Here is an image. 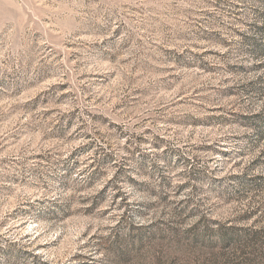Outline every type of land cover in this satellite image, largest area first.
Listing matches in <instances>:
<instances>
[{
    "label": "rangeland",
    "instance_id": "1",
    "mask_svg": "<svg viewBox=\"0 0 264 264\" xmlns=\"http://www.w3.org/2000/svg\"><path fill=\"white\" fill-rule=\"evenodd\" d=\"M0 264H264V0H0Z\"/></svg>",
    "mask_w": 264,
    "mask_h": 264
}]
</instances>
